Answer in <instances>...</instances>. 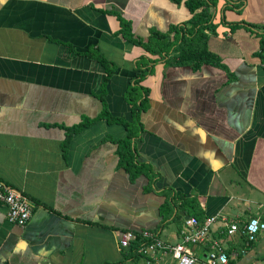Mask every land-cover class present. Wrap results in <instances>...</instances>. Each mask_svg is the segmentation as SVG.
<instances>
[{
	"label": "crops",
	"instance_id": "1",
	"mask_svg": "<svg viewBox=\"0 0 264 264\" xmlns=\"http://www.w3.org/2000/svg\"><path fill=\"white\" fill-rule=\"evenodd\" d=\"M184 2L0 0V180L33 204L19 226L6 219L0 202V264H148L133 240L129 248L119 246L121 233L148 230L174 244L190 216L216 217L207 239L191 246L194 264H205L213 241L228 264L264 247V230L252 241L244 233L250 217L264 219L259 38L257 29L230 31L221 23H264V0H244L240 11L222 10L218 0L207 47L226 69L166 64L119 34L114 11L146 40L151 28L166 32L189 19ZM93 55L112 68L107 80ZM146 67L151 70L141 84L148 107L133 141L153 181L142 173L131 182L117 166L114 140L125 136L122 124L96 120L64 151V127L97 117L102 90L108 111L130 119L125 91ZM223 219L236 224L234 233ZM154 260L150 264L174 263L169 252Z\"/></svg>",
	"mask_w": 264,
	"mask_h": 264
},
{
	"label": "trees",
	"instance_id": "2",
	"mask_svg": "<svg viewBox=\"0 0 264 264\" xmlns=\"http://www.w3.org/2000/svg\"><path fill=\"white\" fill-rule=\"evenodd\" d=\"M172 1L180 3L181 0ZM184 3L191 12L189 19L182 23L171 24L166 32H160L155 28H151L149 29V35L146 40L135 36L132 32L131 22L114 11L120 22L119 34L130 43L139 45L148 53L157 56L158 59L163 60L166 64H189L196 69L205 63L226 69L221 59L207 47L208 37L210 34L215 33L217 26V24L213 22V19L218 0H185ZM243 3L244 0H224L222 10L234 8L240 11V7ZM221 23L228 26L230 31L238 27L257 29L256 35L259 38V48L256 51V55L261 61H264V23H247L245 21L227 22L225 19H221ZM95 58L103 65L106 72L105 80H107L112 74V68L105 67L104 64L106 61L103 57L101 58L96 55ZM141 59L146 58L142 57ZM141 59L139 64H146L143 63ZM154 60L155 59H152L151 61ZM138 70H140V73L132 78L131 85L125 91V98L131 105L129 120L113 116L108 111L103 99L104 90H102L98 93V97L103 102L101 113L95 118H85L77 124L64 127L65 135L63 140V149L66 151L74 134L89 127L96 120L105 119L110 123L116 122L122 124L126 130V134L124 137L114 140L117 144V166L122 167L128 173L131 182L142 173L146 174L150 178V181H153L155 174L146 163L140 162L137 159V152L133 141V138L138 137V131L143 130L140 122V113L148 107L149 92L148 89L141 84V79L151 70V67H146L145 70L138 68ZM134 127H137L136 130H134ZM64 154L66 153L64 152ZM143 242H145L144 238L141 237L140 234L136 235L135 240H133V247L136 252Z\"/></svg>",
	"mask_w": 264,
	"mask_h": 264
},
{
	"label": "built area",
	"instance_id": "3",
	"mask_svg": "<svg viewBox=\"0 0 264 264\" xmlns=\"http://www.w3.org/2000/svg\"><path fill=\"white\" fill-rule=\"evenodd\" d=\"M264 66V61L262 62ZM0 202L6 208V219L10 223L19 226H25L32 214V200L22 191L12 187L6 182L0 180ZM215 216H207L199 220L195 216H190L185 221V226L180 229L181 240L174 244L165 243L154 232L144 230L141 232L145 242L141 243L137 252L144 257L145 261L150 264L154 263V258L160 252L170 253L174 259L173 264H194L197 260L192 245L203 243L208 236L210 226L215 221ZM227 231L232 234L236 231L237 226L234 223H227ZM264 230V219L259 217H250L244 227V233L248 241H252ZM136 238L133 231L127 230L121 233L118 242L121 248H129L130 241ZM228 254L222 251L220 244L213 241L211 248L205 255V264H228Z\"/></svg>",
	"mask_w": 264,
	"mask_h": 264
},
{
	"label": "rangeland",
	"instance_id": "4",
	"mask_svg": "<svg viewBox=\"0 0 264 264\" xmlns=\"http://www.w3.org/2000/svg\"><path fill=\"white\" fill-rule=\"evenodd\" d=\"M260 239L264 241V232L260 234ZM259 239V240H260ZM238 264H264V247L253 254V257L247 258V260H241V263Z\"/></svg>",
	"mask_w": 264,
	"mask_h": 264
}]
</instances>
